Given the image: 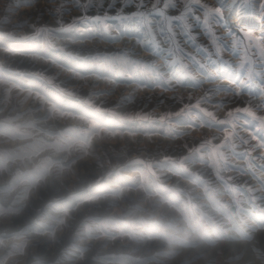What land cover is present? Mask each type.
I'll use <instances>...</instances> for the list:
<instances>
[{"label":"rangeland","instance_id":"obj_1","mask_svg":"<svg viewBox=\"0 0 264 264\" xmlns=\"http://www.w3.org/2000/svg\"><path fill=\"white\" fill-rule=\"evenodd\" d=\"M0 264H264V0H0Z\"/></svg>","mask_w":264,"mask_h":264},{"label":"snow or ice","instance_id":"obj_2","mask_svg":"<svg viewBox=\"0 0 264 264\" xmlns=\"http://www.w3.org/2000/svg\"><path fill=\"white\" fill-rule=\"evenodd\" d=\"M169 6H172V7H174V4L173 5H169V4H165V7L167 8V7H169ZM155 7V6H154ZM214 14H215V16L216 17H219V18H222V10L221 9H219V8H217V9H215L214 10ZM158 15H163V13H158ZM165 19H167V17H165ZM237 111H240V110H237ZM231 115V114H230Z\"/></svg>","mask_w":264,"mask_h":264}]
</instances>
